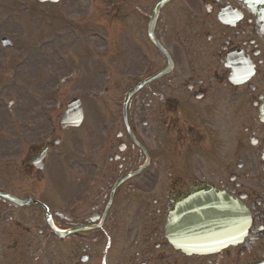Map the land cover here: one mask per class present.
<instances>
[{
    "label": "flooded vegetation",
    "instance_id": "1",
    "mask_svg": "<svg viewBox=\"0 0 264 264\" xmlns=\"http://www.w3.org/2000/svg\"><path fill=\"white\" fill-rule=\"evenodd\" d=\"M157 1L83 4L84 9L94 5L106 33L148 36ZM103 25L90 31L104 33ZM153 32L170 51L174 67L131 98L128 126L133 135L120 122L121 129L108 142L88 148V155L108 154V171L86 158V171L62 175V161L73 166L59 148L64 139L54 130L50 139L29 147L22 175L33 181L48 177L53 185L39 189L46 203L34 205L40 208L36 214L19 209L17 216L11 214L16 206L1 205L0 264H264V0H169L160 8ZM138 47L137 52L132 45L131 58L147 54L152 73L167 65L148 40ZM142 115H147L143 123ZM53 154L59 162L50 163L54 173L46 175ZM41 155L44 169L36 164ZM147 159L156 161L155 172L153 163H147L145 173L113 190L123 173ZM161 159L176 169H165L160 190ZM202 184L237 197L250 222L237 242L194 252L175 246L165 226L173 203ZM79 199L84 202L75 204ZM46 212L55 225L87 229L63 246L57 238L46 241V229L35 230L47 224Z\"/></svg>",
    "mask_w": 264,
    "mask_h": 264
},
{
    "label": "rangeland",
    "instance_id": "2",
    "mask_svg": "<svg viewBox=\"0 0 264 264\" xmlns=\"http://www.w3.org/2000/svg\"><path fill=\"white\" fill-rule=\"evenodd\" d=\"M64 1L65 7L69 9L67 19L71 16L76 15L77 12L83 10L82 4H78V6H75L74 4H72L71 0ZM0 7H3L0 8V38L2 35H7L12 38L15 37L14 39L17 41L15 47L9 50L15 52L16 50H19L18 46H22L23 48H25L26 46H28L29 42L32 45L31 48H33L34 45L31 38L35 30L38 28V25H33V22L30 23V25H27V16L23 14L21 4L16 0H10L9 2L0 0ZM44 17L45 16L39 19V22H41L40 24H42L43 28L49 26L48 22L52 23L51 19H45ZM63 28H65V30H63L62 33H59V31L57 30L53 33V35H51L49 41L45 45H40V47H43V50L36 46L37 50H41V56L44 57L40 65L35 64L36 66L34 67L32 64H25L22 67L19 66L14 69V72L12 71L9 73V87L8 89H6L5 93L7 94V91H10V88L13 85V94L11 93V97L16 100V104L13 111H9L8 109L5 111H1L3 115H8L9 118L6 117V120H10L11 122L21 116L31 117V115H29L31 111L35 110V108L40 110L39 108L41 107V105H45L48 103L47 100L45 102L42 101L40 97L41 94L46 92L47 89L50 88L56 80H53L51 78L52 67L50 65L51 55H54L56 51L73 47L74 44H82L84 41H86V43H88V41L92 42V39L96 43H103L102 40L99 39V37H96L94 35L87 36L83 30L77 29L73 31L65 24L63 25ZM66 28H68L69 30H66ZM26 42L28 43L25 44ZM79 47L80 46H77L75 48L78 49ZM104 69H106V66ZM39 70H43V73L45 74L46 79L43 83L36 82L38 75L37 73ZM79 82L80 81L78 80L77 86L79 85ZM70 88L71 87L69 85L66 90L69 91ZM87 102H89V100H87ZM115 106L116 105H114V107ZM47 116V124L44 126L45 128L41 129V131H45L50 127L51 121L48 120L49 115ZM3 169L4 167L0 171V179L4 178L7 181V179L9 178L12 182L16 183V187L18 188L19 185H22V188H24L23 195L28 194L26 188H30L32 189V191L37 189L36 187L32 186L31 182L27 179L22 178L19 181L18 175H4Z\"/></svg>",
    "mask_w": 264,
    "mask_h": 264
}]
</instances>
